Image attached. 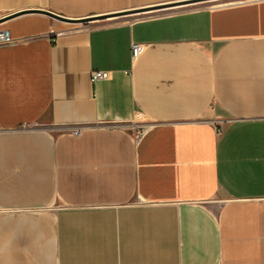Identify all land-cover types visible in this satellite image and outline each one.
<instances>
[{
    "label": "crops",
    "instance_id": "1",
    "mask_svg": "<svg viewBox=\"0 0 264 264\" xmlns=\"http://www.w3.org/2000/svg\"><path fill=\"white\" fill-rule=\"evenodd\" d=\"M189 1L0 0V264H264V0Z\"/></svg>",
    "mask_w": 264,
    "mask_h": 264
},
{
    "label": "water",
    "instance_id": "2",
    "mask_svg": "<svg viewBox=\"0 0 264 264\" xmlns=\"http://www.w3.org/2000/svg\"><path fill=\"white\" fill-rule=\"evenodd\" d=\"M198 2H203V0H194V1H189L187 3H178V4H174V5H169L166 8H170V7H173V6H178V5H181V4H194V3H198ZM162 8L163 7H158V8H153V9H134V10L123 12V13H112V14H107V15H103L102 14L101 16L88 17V18L77 19V20L76 19H70V18H67V17H64V16H60V15L55 14V13L50 12V11L31 10V11H22L20 13L12 15L11 18L14 17V16L21 15V14H26V13H41V14H45L46 16H49V17H51L53 19H56V20H59V21H62V22L83 24V23H88V22L106 21V20L118 18V17H121V16H127V15H139L141 13L143 14L145 12H149V11H152V10H159V9H162Z\"/></svg>",
    "mask_w": 264,
    "mask_h": 264
},
{
    "label": "built area",
    "instance_id": "3",
    "mask_svg": "<svg viewBox=\"0 0 264 264\" xmlns=\"http://www.w3.org/2000/svg\"><path fill=\"white\" fill-rule=\"evenodd\" d=\"M13 41L12 37L9 35V33L7 31H4L2 29H0V45L6 44V43H11ZM141 48L140 45H136L134 44L132 46V57L133 59H136L139 57ZM109 77V73L108 72H100V71H96L92 73V81H97L99 79H106ZM223 126V125H222ZM222 126L220 131H222ZM144 131H139L137 133V138H140L142 136ZM75 134H78V132L74 131Z\"/></svg>",
    "mask_w": 264,
    "mask_h": 264
},
{
    "label": "rangeland",
    "instance_id": "4",
    "mask_svg": "<svg viewBox=\"0 0 264 264\" xmlns=\"http://www.w3.org/2000/svg\"><path fill=\"white\" fill-rule=\"evenodd\" d=\"M200 5H201V4H200ZM114 22H115V21H111V22H109V23H114ZM79 24H80V23H79ZM80 25H82V24H80ZM97 25H100V24L95 23V22L83 23V26L88 27V28L93 27V26H97Z\"/></svg>",
    "mask_w": 264,
    "mask_h": 264
}]
</instances>
